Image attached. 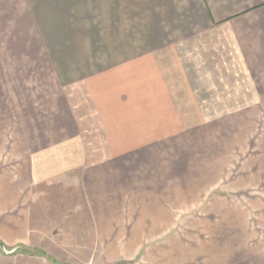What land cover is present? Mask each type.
<instances>
[{"label": "crops", "instance_id": "crops-1", "mask_svg": "<svg viewBox=\"0 0 264 264\" xmlns=\"http://www.w3.org/2000/svg\"><path fill=\"white\" fill-rule=\"evenodd\" d=\"M199 62L262 112L264 0H0V264H59L87 230L113 263H264L228 171L252 161L257 195L264 141L214 138Z\"/></svg>", "mask_w": 264, "mask_h": 264}, {"label": "rangeland", "instance_id": "rangeland-1", "mask_svg": "<svg viewBox=\"0 0 264 264\" xmlns=\"http://www.w3.org/2000/svg\"><path fill=\"white\" fill-rule=\"evenodd\" d=\"M227 52V49H226ZM223 58V64L224 66L227 65L228 61H233V55H226L225 53L219 54L217 53V59L214 60L216 62H221V58ZM203 61H205V58H202ZM201 65L200 71H197V74H200V80L199 84L197 86V98L199 100L200 105L204 109V111L207 113V121L213 122V127L215 130L214 138H219V140H226L225 138H229L230 145H239V148H237V151H239V154L242 157V161L247 160L250 158L253 159V144L255 143V140H258L259 142L264 141V104H261L260 109L262 112H258L256 115L254 114L252 104L251 103H243L236 101V90L237 88L234 86L225 87L227 80L229 82L230 78H232V74H234V71H227L222 70L221 66L219 69H214L213 71H206L205 64ZM223 66V67H224ZM228 66H230L228 64ZM223 79V80H222ZM199 105V108L201 109V106ZM240 108H245V110H240ZM224 118V119H223ZM206 121V122H207ZM205 122V121H204ZM190 125H194L193 119L191 124H185L183 123V128L190 127ZM229 130V131H228ZM230 133V135H229ZM217 141V140H215ZM236 152V146L231 149V154ZM264 154V151H263ZM236 157V156H235ZM238 158V157H237ZM236 158L230 159V168H228L229 176L230 178H233L234 175H242L243 171H245L247 178L250 179V183L247 181L246 183V190L245 192H242L243 195H245V202L247 205L253 209V206L255 205V202H258V207H261L262 216L261 215H255L254 212H251L248 216L249 218V224L247 225L252 227V230L254 232L253 237L255 240H258L260 243L255 246L256 252L261 253L264 256V198L259 201L258 199H255L256 197H260L259 192L262 191V194L264 196V173H261V186L258 189V194L255 195L254 193V185L251 179V176L253 174V165L252 161L247 160V165H238V162H236ZM251 162V163H250ZM241 177V176H240ZM261 189V190H260ZM220 193V192H219ZM230 195V193H222V195ZM233 193L231 192V195ZM69 206L70 208L75 202L76 198H72V195L69 196ZM67 204H65V207ZM61 207H64L63 205ZM64 207V208H65ZM72 217V216H71ZM56 218V216H55ZM61 233V232H58ZM71 235H76V232H70ZM91 237V232L86 231V238L87 242L90 243V246H87L86 248H70L71 253L73 252V255L71 256L68 254V256L65 255V252L62 248H56L51 247L48 248V255L50 256L59 264H132L131 262L127 261H118V262H108L103 254L100 252L99 248L97 246H93V240L89 241V238ZM260 248V250L258 249ZM83 251V255L86 257L87 262H77V255L80 254V251ZM77 252H79L77 254ZM42 255H47L46 253H42ZM50 256H46L47 260H51ZM95 258V261L88 262L89 259ZM264 264V263H263Z\"/></svg>", "mask_w": 264, "mask_h": 264}, {"label": "water", "instance_id": "water-1", "mask_svg": "<svg viewBox=\"0 0 264 264\" xmlns=\"http://www.w3.org/2000/svg\"><path fill=\"white\" fill-rule=\"evenodd\" d=\"M0 248H1L3 251H5V252H9V253H12V252L15 251V250H7L6 247H5L2 243H0Z\"/></svg>", "mask_w": 264, "mask_h": 264}]
</instances>
